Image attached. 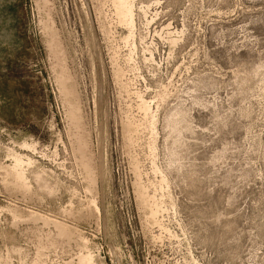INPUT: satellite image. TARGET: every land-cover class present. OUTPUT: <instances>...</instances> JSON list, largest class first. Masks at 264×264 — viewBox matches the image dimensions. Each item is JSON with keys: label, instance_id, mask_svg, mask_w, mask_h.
Listing matches in <instances>:
<instances>
[{"label": "rangeland", "instance_id": "374dc122", "mask_svg": "<svg viewBox=\"0 0 264 264\" xmlns=\"http://www.w3.org/2000/svg\"><path fill=\"white\" fill-rule=\"evenodd\" d=\"M0 264H264V0H0Z\"/></svg>", "mask_w": 264, "mask_h": 264}, {"label": "bare ground", "instance_id": "6f19581e", "mask_svg": "<svg viewBox=\"0 0 264 264\" xmlns=\"http://www.w3.org/2000/svg\"><path fill=\"white\" fill-rule=\"evenodd\" d=\"M103 162V161H102ZM22 176V175H21Z\"/></svg>", "mask_w": 264, "mask_h": 264}]
</instances>
